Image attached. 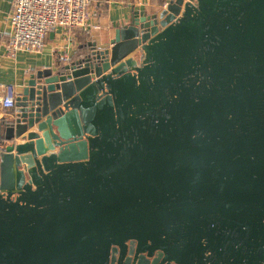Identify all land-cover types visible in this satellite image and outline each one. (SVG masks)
Masks as SVG:
<instances>
[{
    "label": "water",
    "instance_id": "obj_1",
    "mask_svg": "<svg viewBox=\"0 0 264 264\" xmlns=\"http://www.w3.org/2000/svg\"><path fill=\"white\" fill-rule=\"evenodd\" d=\"M90 47L0 123V264H264V0L133 9Z\"/></svg>",
    "mask_w": 264,
    "mask_h": 264
},
{
    "label": "crops",
    "instance_id": "obj_2",
    "mask_svg": "<svg viewBox=\"0 0 264 264\" xmlns=\"http://www.w3.org/2000/svg\"><path fill=\"white\" fill-rule=\"evenodd\" d=\"M169 0H96L94 17L87 26L67 31L62 27L52 29L40 52L19 51L14 57L7 53L6 45L12 35L10 14L14 0H0V100L12 90L18 94L27 79L37 69L49 65H63L81 53L90 50V44L98 47L110 45L118 25L130 20L133 9L155 12ZM13 109H6L0 102V123L10 117Z\"/></svg>",
    "mask_w": 264,
    "mask_h": 264
},
{
    "label": "built area",
    "instance_id": "obj_3",
    "mask_svg": "<svg viewBox=\"0 0 264 264\" xmlns=\"http://www.w3.org/2000/svg\"><path fill=\"white\" fill-rule=\"evenodd\" d=\"M95 1L14 0L10 14L12 35L6 45L8 55L42 51L48 33L56 27L72 31L87 26L94 17ZM16 95L8 90L0 100L2 106L14 110Z\"/></svg>",
    "mask_w": 264,
    "mask_h": 264
}]
</instances>
